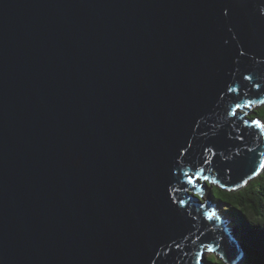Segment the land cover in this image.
Instances as JSON below:
<instances>
[{"label": "water", "instance_id": "1", "mask_svg": "<svg viewBox=\"0 0 264 264\" xmlns=\"http://www.w3.org/2000/svg\"><path fill=\"white\" fill-rule=\"evenodd\" d=\"M258 91L264 0H0V264H242L181 173H261Z\"/></svg>", "mask_w": 264, "mask_h": 264}, {"label": "trees", "instance_id": "2", "mask_svg": "<svg viewBox=\"0 0 264 264\" xmlns=\"http://www.w3.org/2000/svg\"><path fill=\"white\" fill-rule=\"evenodd\" d=\"M254 107L250 117L263 122L264 106ZM254 178L246 184L247 188L239 190L212 186L214 199L227 206L228 210L223 213L228 214L233 226L237 227L236 238L245 253L242 264H264V170ZM207 259L213 264L227 263L216 255L207 256Z\"/></svg>", "mask_w": 264, "mask_h": 264}, {"label": "snow or ice", "instance_id": "3", "mask_svg": "<svg viewBox=\"0 0 264 264\" xmlns=\"http://www.w3.org/2000/svg\"><path fill=\"white\" fill-rule=\"evenodd\" d=\"M245 79L252 80L253 78H252V76H247V77H245ZM254 87L259 90V89H261L262 86L259 83H256V84H254ZM228 91L229 92H233V91L238 92L239 89L229 88ZM253 104H255L257 106H264V96H261L259 91L254 94V98L247 99L243 104L236 103L234 106L233 115H236L237 111H239L241 108H244V107L251 108L253 106ZM243 123H245L246 125L250 124V126H252L254 128H259L261 130H264V123H261L260 121L252 120L251 122H249L248 120H243ZM202 163L207 164L209 162H208L207 158H205L202 161ZM177 168L180 169L181 165L178 164ZM193 168H195V165H193ZM262 170H264V161H261L259 164L256 165V167H254L252 169L251 176L249 178L256 176L259 173V171H262ZM205 171H206L205 169L201 168V169H198L197 171L193 172L192 175H189V173L186 171L182 172L181 175L186 179V182L188 184L193 185L195 187V185L197 184V181L201 175H203V179L205 182H207L209 180V176L204 174ZM177 178H179V177H177ZM243 183L246 184L247 180H244ZM239 187H240L239 183L234 185V188H239ZM177 202L181 205L186 203V201H184V200H179ZM210 215L215 216L216 215L215 211H213ZM201 255L202 254H200V253L197 254L196 264H200Z\"/></svg>", "mask_w": 264, "mask_h": 264}, {"label": "rangeland", "instance_id": "4", "mask_svg": "<svg viewBox=\"0 0 264 264\" xmlns=\"http://www.w3.org/2000/svg\"><path fill=\"white\" fill-rule=\"evenodd\" d=\"M255 108V107H254ZM253 113V109L251 108V109H249L247 112H246V115L247 116H251V114ZM260 174V173H259ZM258 174V175H259ZM257 175V176H258ZM255 179V178H254ZM254 179H252V180H254ZM252 180H249V182H252ZM247 184V183H246ZM246 184H244V186L242 185V186H240L239 188H237L236 190H239V189H242V188H244L245 186H246ZM204 185H205V187H206V191H205V193L203 194V195H201V199L203 200V201H206L207 199H208V197L210 196V184L208 183V184H205V182H204ZM248 186H246V188H247ZM212 201L213 202H216L217 203V207H218V209L221 211V212H224L225 211V213H226V211L228 210L226 207V205L225 204H223V203H220V202H218V201H215V199L214 198H212ZM224 210V211H223ZM228 215V214H227ZM226 214L224 215V216H222V217H224V220H225V222L227 223V225H228V227L230 228V230H231V232L233 233V235H234V237H236V233H237V230H236V228L237 227H235V226H233V224H232V218H230V217H228ZM227 216V217H226ZM227 220H226V219ZM229 220V221H228ZM217 252L215 251V252H209L208 250H206L205 251V255H206V257L207 256H212V255H216L217 256ZM244 256V254L242 255V257ZM243 258H241V260H242ZM225 261V260H224ZM225 263H226V261H225ZM227 264V263H226ZM229 264V263H228ZM239 264H241V263H239Z\"/></svg>", "mask_w": 264, "mask_h": 264}, {"label": "clouds", "instance_id": "5", "mask_svg": "<svg viewBox=\"0 0 264 264\" xmlns=\"http://www.w3.org/2000/svg\"><path fill=\"white\" fill-rule=\"evenodd\" d=\"M257 106V105H256ZM262 123H264V121L262 122ZM203 182H205V181H203ZM206 184H210V186H211V188H212V186L213 185H217V186H220V185H218V184H216V183H214V182H212V181H210V180H208L207 182H205ZM222 187V186H221ZM211 188H210V192H211ZM237 189V188H236ZM235 189V190H236ZM194 194L195 195H197V194H199V193H197V192H194ZM201 195H203V194H201ZM199 196V195H198ZM214 198V197H213ZM215 201H217V200H215ZM219 202V201H218ZM221 203V202H220ZM211 204H214L216 207H217V203L216 202H212ZM218 208V207H217ZM219 210V209H218ZM219 212L221 213V215H225V213H223V212H221L220 210H219ZM224 218V217H223ZM229 221V220H228ZM236 238V237H235ZM236 240H237V238H236ZM238 242V241H237ZM239 244V243H238ZM240 245V244H239ZM209 252H215L214 250H208ZM217 256H219V257H221L219 254H217Z\"/></svg>", "mask_w": 264, "mask_h": 264}, {"label": "bare ground", "instance_id": "6", "mask_svg": "<svg viewBox=\"0 0 264 264\" xmlns=\"http://www.w3.org/2000/svg\"><path fill=\"white\" fill-rule=\"evenodd\" d=\"M262 171H263V170H262ZM262 171H261V172H262ZM211 203H212V202H211ZM222 216H224V215H222ZM225 219H226V218H225ZM226 220H227V219H226Z\"/></svg>", "mask_w": 264, "mask_h": 264}]
</instances>
